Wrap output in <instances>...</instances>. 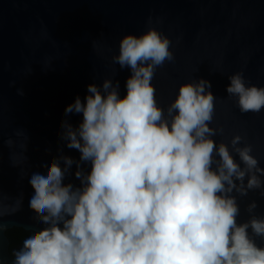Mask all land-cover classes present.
<instances>
[{"label": "clouds", "instance_id": "clouds-1", "mask_svg": "<svg viewBox=\"0 0 264 264\" xmlns=\"http://www.w3.org/2000/svg\"><path fill=\"white\" fill-rule=\"evenodd\" d=\"M170 44L153 26L123 34L111 59L130 69L124 94L113 73L65 106L57 135L79 156L59 148L43 167H28V206L42 227L22 232L9 264H264V214L252 200L238 222L236 195L264 196V167L241 134L214 139L223 128L212 126L217 98L208 79L180 83L166 106L158 101L152 81L175 59ZM228 80L241 112L264 108V86L246 83L242 71ZM28 142L22 127L3 139L22 174ZM21 204L0 193V218ZM8 231L0 219V234Z\"/></svg>", "mask_w": 264, "mask_h": 264}, {"label": "water", "instance_id": "water-1", "mask_svg": "<svg viewBox=\"0 0 264 264\" xmlns=\"http://www.w3.org/2000/svg\"><path fill=\"white\" fill-rule=\"evenodd\" d=\"M148 26L170 38L175 56L156 69L152 83L158 101L166 106L180 83L208 79L217 98L212 126L223 128L214 139L227 144L241 134L264 167V108L241 112L226 92L228 76L237 71L246 83L264 86V0H0V193L22 200L19 211L0 218L9 229L42 227L28 206V167H43L59 148L79 156L57 135L65 106L77 94L83 99L88 83H100L113 73L123 95L130 69L120 68L111 57L123 34L139 35ZM69 118L75 124L80 115ZM16 127L29 135L23 174L12 166L3 144L4 135ZM236 195L238 222L249 218L246 206L252 200L258 205L255 213L264 214L259 190ZM8 246L7 235L0 234L3 264H9Z\"/></svg>", "mask_w": 264, "mask_h": 264}, {"label": "trees", "instance_id": "trees-1", "mask_svg": "<svg viewBox=\"0 0 264 264\" xmlns=\"http://www.w3.org/2000/svg\"><path fill=\"white\" fill-rule=\"evenodd\" d=\"M12 231V235L9 239V251L11 253V249L13 247H17L19 246V243H20V236L22 234V232L24 231L22 228H19V227H13L11 229H9ZM8 237V236H7Z\"/></svg>", "mask_w": 264, "mask_h": 264}, {"label": "rangeland", "instance_id": "rangeland-1", "mask_svg": "<svg viewBox=\"0 0 264 264\" xmlns=\"http://www.w3.org/2000/svg\"><path fill=\"white\" fill-rule=\"evenodd\" d=\"M11 229V228H10ZM6 235L8 236V238H10L11 237V235H12V231L11 230H9L7 233H6Z\"/></svg>", "mask_w": 264, "mask_h": 264}]
</instances>
